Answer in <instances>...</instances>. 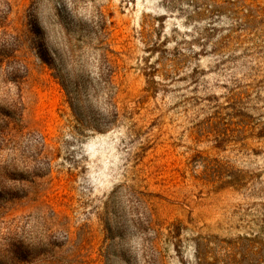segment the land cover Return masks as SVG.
I'll list each match as a JSON object with an SVG mask.
<instances>
[{
	"label": "rangeland",
	"instance_id": "rangeland-1",
	"mask_svg": "<svg viewBox=\"0 0 264 264\" xmlns=\"http://www.w3.org/2000/svg\"><path fill=\"white\" fill-rule=\"evenodd\" d=\"M0 264H264V0H0Z\"/></svg>",
	"mask_w": 264,
	"mask_h": 264
},
{
	"label": "trees",
	"instance_id": "trees-1",
	"mask_svg": "<svg viewBox=\"0 0 264 264\" xmlns=\"http://www.w3.org/2000/svg\"><path fill=\"white\" fill-rule=\"evenodd\" d=\"M100 12H101V14L103 16V20H104V14L102 13L101 10H100ZM103 57L105 58V61L108 62V56H107L106 53L103 55ZM42 59L45 62H47L48 64L51 65V62L49 61V59L44 58V57H42ZM109 73H110L109 78L105 79L104 82H103V84H104L103 85V94L105 95V98L104 99L108 103V105H110L111 108L113 107L112 109L110 108L111 109V112L117 113L116 109L114 110V103H113V99H112V95H111V88H112V80H111V77H112V67L111 66H110V69H109ZM64 86H65V84H64ZM66 90L69 93V90L67 89V87H66ZM72 107H73V110H74V114L76 115V118L79 120L80 124L81 123L83 124V122L81 121L82 119L79 118V114L77 112V108L73 105V103H72ZM148 222L151 224L152 223V219L151 220H148ZM240 247H241L240 244H237V248L240 249Z\"/></svg>",
	"mask_w": 264,
	"mask_h": 264
}]
</instances>
